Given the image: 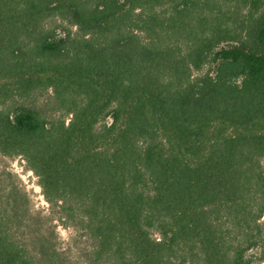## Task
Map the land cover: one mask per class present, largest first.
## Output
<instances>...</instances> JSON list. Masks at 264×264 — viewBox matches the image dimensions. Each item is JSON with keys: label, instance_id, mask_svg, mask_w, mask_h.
Instances as JSON below:
<instances>
[{"label": "trees", "instance_id": "trees-1", "mask_svg": "<svg viewBox=\"0 0 264 264\" xmlns=\"http://www.w3.org/2000/svg\"><path fill=\"white\" fill-rule=\"evenodd\" d=\"M0 155V264H263L264 0H0Z\"/></svg>", "mask_w": 264, "mask_h": 264}, {"label": "rangeland", "instance_id": "rangeland-1", "mask_svg": "<svg viewBox=\"0 0 264 264\" xmlns=\"http://www.w3.org/2000/svg\"><path fill=\"white\" fill-rule=\"evenodd\" d=\"M48 28L55 30L57 34H60V36L64 35L65 32L69 30H75L73 26L69 24V22L61 17H55L47 21ZM225 46V45H224ZM227 46V45H226ZM215 65L208 64L203 68L202 71L196 72V75L204 74L207 72H213ZM51 95V92L48 94H45L43 97L40 98L39 103L41 104L43 108V112L45 114H61L60 112H56L53 108L52 104H48ZM50 103V102H49ZM10 171L14 174H16L19 177V180L23 184V186L26 188L27 191L30 192L31 195V204L33 209L35 210H41L44 214L48 213L49 204L44 199V196L42 195V190L40 186H38V178L29 170L26 168V162L21 157L16 158H7L0 155V175L2 174L1 171L3 170ZM57 231L60 236L61 241V247L63 250H66L69 253V257H73L75 259L78 258L77 255V249L75 250V247L72 246L71 250H69L68 241L70 237L74 234L72 231L64 228L61 225L57 226ZM251 254L258 255V250H253ZM264 264V263H263Z\"/></svg>", "mask_w": 264, "mask_h": 264}]
</instances>
